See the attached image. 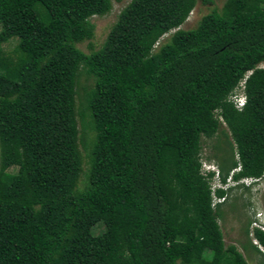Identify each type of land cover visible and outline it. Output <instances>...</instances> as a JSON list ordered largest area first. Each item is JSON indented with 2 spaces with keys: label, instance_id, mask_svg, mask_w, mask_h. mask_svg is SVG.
<instances>
[{
  "label": "trees",
  "instance_id": "1",
  "mask_svg": "<svg viewBox=\"0 0 264 264\" xmlns=\"http://www.w3.org/2000/svg\"><path fill=\"white\" fill-rule=\"evenodd\" d=\"M197 1L131 0L86 53L111 0H0V264H250L220 220L264 176V0L180 28Z\"/></svg>",
  "mask_w": 264,
  "mask_h": 264
},
{
  "label": "rangeland",
  "instance_id": "2",
  "mask_svg": "<svg viewBox=\"0 0 264 264\" xmlns=\"http://www.w3.org/2000/svg\"><path fill=\"white\" fill-rule=\"evenodd\" d=\"M130 1L131 0H111V8L108 10V12L103 15L92 16L90 20L95 25L94 35L90 39H85L81 42H78L77 47L86 53H89L92 50L100 49L104 44L111 28L116 23L121 10ZM225 1L226 0H214L213 3H203L202 0H198L188 19L180 26V28H194L204 14L208 13L213 8L220 10L223 7ZM175 30L176 29H173L169 33L165 34L161 38L160 42L167 40ZM15 44L16 40H11L4 43V50H6L7 52L12 50ZM158 45L159 44H157V46ZM261 67H264V63L261 64ZM86 80L87 78L84 74H82L78 79V93L76 96L77 117H79L78 112L80 108V100L84 94L82 87L90 85L92 83V80ZM223 128L228 131V128L224 122ZM222 138L223 137L221 135V137L215 136L213 139H204L202 161L203 168L206 171L210 168L215 169L216 172L219 171L216 159L213 158V153L216 152L213 149V145L215 143H218L219 140H222ZM81 150L82 154H84V150L82 148ZM216 177L218 178V176ZM217 178L212 182L214 188L218 187L220 184ZM248 186L249 190L244 189V186L228 183V187H233L232 194L230 195V199L233 201L231 202V200H229L224 204L225 216L220 220V225L223 231L226 245L236 244L237 247L243 251L242 243L247 242L249 251H243L244 256L247 258L250 264H258L257 261L258 259H260L261 255L256 252L255 248L251 245L250 242L254 243V236L252 232L253 228L255 227V223H264V176L261 180H259V182L252 183ZM233 209L235 210L233 211ZM250 220L252 221L251 225L249 226L250 235H247L246 228L247 223Z\"/></svg>",
  "mask_w": 264,
  "mask_h": 264
},
{
  "label": "clouds",
  "instance_id": "3",
  "mask_svg": "<svg viewBox=\"0 0 264 264\" xmlns=\"http://www.w3.org/2000/svg\"><path fill=\"white\" fill-rule=\"evenodd\" d=\"M231 99H232V101L234 102V104H235V106L237 107V108H239V109H241V108H243V106L245 105V103H246V94H245V92H244V89H243V84H241V86H239L236 90H235V92L233 93V95L231 96ZM240 168L238 167L237 169H235L234 171H238ZM203 170H205L204 168H203ZM206 171V170H205ZM207 171H216L215 169H212V168H210V169H207ZM234 171H232V173H231V175L233 174V172ZM218 172V171H217ZM259 180H261V178L260 179H256V178H250V177H248V178H242L241 180H239V181H234V180H232L231 179V177H229V179H228V183H233L234 185L235 184H244V185H251L252 183H257V182H259ZM219 187H222V185L221 184H219ZM261 223V222H260ZM261 225H264V223L262 222V224ZM254 243H258L255 239H254ZM263 251H264V249H263Z\"/></svg>",
  "mask_w": 264,
  "mask_h": 264
},
{
  "label": "built area",
  "instance_id": "4",
  "mask_svg": "<svg viewBox=\"0 0 264 264\" xmlns=\"http://www.w3.org/2000/svg\"><path fill=\"white\" fill-rule=\"evenodd\" d=\"M255 226L260 227L261 229L264 230V225H261V224H259V223H255Z\"/></svg>",
  "mask_w": 264,
  "mask_h": 264
}]
</instances>
